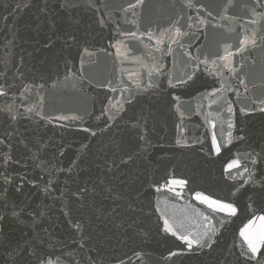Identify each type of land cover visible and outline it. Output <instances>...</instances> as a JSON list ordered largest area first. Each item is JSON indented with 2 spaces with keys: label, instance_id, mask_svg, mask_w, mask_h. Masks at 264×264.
Returning a JSON list of instances; mask_svg holds the SVG:
<instances>
[{
  "label": "water",
  "instance_id": "1",
  "mask_svg": "<svg viewBox=\"0 0 264 264\" xmlns=\"http://www.w3.org/2000/svg\"><path fill=\"white\" fill-rule=\"evenodd\" d=\"M0 87V264H244L264 3L0 0Z\"/></svg>",
  "mask_w": 264,
  "mask_h": 264
},
{
  "label": "snow or ice",
  "instance_id": "2",
  "mask_svg": "<svg viewBox=\"0 0 264 264\" xmlns=\"http://www.w3.org/2000/svg\"><path fill=\"white\" fill-rule=\"evenodd\" d=\"M257 3H264V0H256ZM255 23V21H253ZM177 34H180V29H176ZM130 35H135V33H132ZM241 46H244L248 43H251L252 45L256 44V38H255V33H253V36L251 39H245L242 40ZM171 83V82H170ZM174 86V85H173ZM6 92L2 87H0V95H5ZM231 111V109H229ZM231 127V125H230ZM213 142L215 143V137H213ZM217 152L220 151L219 146L216 148ZM10 159V157H8ZM253 163L255 164L256 161L253 160ZM239 166V161H233L228 165L229 168L237 167ZM248 169L245 168V172H247ZM173 184L179 183L183 184L184 181H172ZM159 190V189H157ZM197 198L198 199H203L205 202L209 203L210 207H215L217 210L220 212H227L230 215H235L237 209L230 203H223L218 200H211L209 201L207 197H201V194L197 193ZM15 215V213H13ZM260 220L264 221V216H261L259 218ZM166 226H167V222ZM167 231H172L171 227H166ZM175 235V233H173ZM241 237L243 238L244 242L246 243L247 247L245 248L244 245H241V253L240 256L243 258L244 264H261V259L264 258V253L261 252L262 247H264V231H261L258 235L256 236H251L248 234L247 230H242L240 233ZM181 240H184L187 242V246L189 249L192 248L193 244L199 245L203 247L205 244H208L207 241H202L201 238L197 239H190L188 236H180ZM209 247H211V244H208ZM42 264H53L51 260H48L46 262L42 261Z\"/></svg>",
  "mask_w": 264,
  "mask_h": 264
}]
</instances>
